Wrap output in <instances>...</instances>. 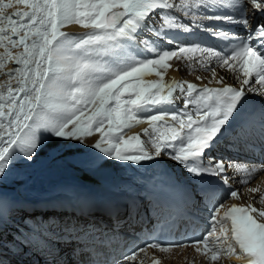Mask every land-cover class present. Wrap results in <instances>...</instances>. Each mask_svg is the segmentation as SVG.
I'll list each match as a JSON object with an SVG mask.
<instances>
[{
    "label": "snow or ice",
    "instance_id": "snow-or-ice-1",
    "mask_svg": "<svg viewBox=\"0 0 264 264\" xmlns=\"http://www.w3.org/2000/svg\"><path fill=\"white\" fill-rule=\"evenodd\" d=\"M73 25L83 31L64 30ZM223 25L239 26L246 35ZM196 30L225 47L180 38ZM172 61L187 62L189 72H210L208 84L166 79L168 71L181 70ZM213 62L235 74L239 87L226 83ZM0 74V186L17 163H34L50 144L82 149L95 134L90 147L97 154L83 161L90 169L110 162L148 168L165 164L166 157L184 173L142 184L123 207L106 203L105 223L93 218L88 197L70 189L62 204L80 215H29L27 234L12 240L13 255H42L43 264H163L148 250L169 254L191 247L209 264L232 256L264 264V187L247 189L259 195L261 207L218 203L222 190L241 199L229 170L241 185L264 172V0H0ZM250 96L260 100L252 103ZM141 124L147 141L140 133L126 135ZM221 143L232 156L214 154ZM145 204L156 221L150 241L120 259L106 258ZM17 211L0 191V264H12L5 232ZM202 212L210 225L202 234L156 238L195 229Z\"/></svg>",
    "mask_w": 264,
    "mask_h": 264
},
{
    "label": "rangeland",
    "instance_id": "rangeland-1",
    "mask_svg": "<svg viewBox=\"0 0 264 264\" xmlns=\"http://www.w3.org/2000/svg\"><path fill=\"white\" fill-rule=\"evenodd\" d=\"M64 30L71 33L83 31L80 28L75 31L68 27ZM95 136L96 138L93 139L94 142L99 138V134H95ZM90 145L91 144H89V147L82 149L79 147L69 149L63 145L50 144L43 150L34 163H17L7 180L0 186V191H2L4 196L10 193L8 197L18 204L23 203L24 199H32L35 197V194H41L46 190L57 191V185L59 184L65 187L70 186V188L75 187V185H72V181L75 178L82 179L81 172L90 176L92 180L87 181L82 179L78 181V183L88 182L99 185L101 182L99 178L101 176H108L116 169L123 167V165L113 163L110 170L107 172L90 169L83 163L86 158L97 154V150L91 148ZM131 166H133V164H131ZM86 190L88 191V185ZM87 191L84 193L82 192V194L85 196L88 195ZM17 196L18 199L13 198ZM28 207L29 205L25 206V209ZM31 209L32 208L29 207V210ZM14 217H18V214H14ZM19 233L24 232L19 231ZM7 235H10L12 239H17V235L14 231L8 232ZM178 254H180V252H178Z\"/></svg>",
    "mask_w": 264,
    "mask_h": 264
},
{
    "label": "bare ground",
    "instance_id": "bare-ground-1",
    "mask_svg": "<svg viewBox=\"0 0 264 264\" xmlns=\"http://www.w3.org/2000/svg\"><path fill=\"white\" fill-rule=\"evenodd\" d=\"M11 11V10H10ZM68 28L75 30H78L79 27H74V26H68ZM177 63V61H172L173 64V69H174V65ZM15 65L9 63L8 67H14ZM181 71H175V70H170L168 71L167 75H166V79H172L175 78L177 80H182L181 77ZM206 77H209V73H206ZM149 79H154L155 77H148ZM5 79V77L0 74V80ZM147 125L141 124V125H137L131 129L127 130L126 135H131L134 133H140L141 134V139L147 141V137L144 136V134H142V129L144 127H146ZM96 136H92L91 138H89L87 140V145L89 144H93L94 141L93 139H95ZM241 159H253L251 156H242ZM113 165L112 162H110L109 164L105 165L102 168H99L97 170L102 171V172H107L110 170L111 166ZM153 167V166H150ZM228 175L230 177V179L232 180V182L234 184L237 185V187L239 188L238 191L241 193V199L242 201H246V200H252L254 204L258 205L259 207H261V205L258 203L259 200V195L258 194H252L247 192V189L250 187H255L258 184H260L262 187H264V172H259L257 173L247 184H243L241 185L239 183V177H236L235 179L232 178V172L231 170L228 171ZM81 178L85 179V180H92L90 176L85 175L83 172H81ZM244 197V198H243ZM178 252H180V254H178ZM168 257V259L166 261L170 262L173 261L174 264L179 263V264H189V262H191V264H209L208 261H206L202 256H199L195 253V251L193 249H189V248H178L176 250H173L171 253L169 254H164ZM40 262V261H39ZM219 264H227V260L222 259Z\"/></svg>",
    "mask_w": 264,
    "mask_h": 264
}]
</instances>
